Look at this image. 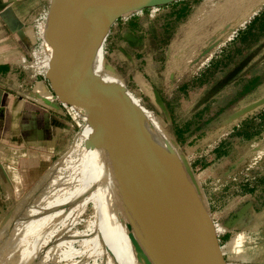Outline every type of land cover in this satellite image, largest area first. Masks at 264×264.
<instances>
[{"label": "rangeland", "instance_id": "obj_1", "mask_svg": "<svg viewBox=\"0 0 264 264\" xmlns=\"http://www.w3.org/2000/svg\"><path fill=\"white\" fill-rule=\"evenodd\" d=\"M37 1L19 0L17 8L25 11ZM44 6L50 12L51 0ZM40 10L29 11L26 19L31 22ZM32 47L36 57L40 49ZM42 57L33 72L27 69L29 77L36 75L30 87L40 82L55 96L46 78L51 56ZM90 66L148 111L147 124L171 151L213 222L224 264H264V223L258 238L242 235L247 209L264 210V0H177L119 12ZM255 76L260 85L239 95ZM68 109L46 175L33 189L10 195L0 212V264H160L104 137L84 120V102L69 103ZM92 181L96 185L80 202L53 213L74 210L49 242L35 248L24 227L29 206L45 200L49 189L55 196ZM83 230L96 233L95 242L77 239L72 248L83 253L53 261L65 250L53 252L52 245Z\"/></svg>", "mask_w": 264, "mask_h": 264}, {"label": "water", "instance_id": "obj_2", "mask_svg": "<svg viewBox=\"0 0 264 264\" xmlns=\"http://www.w3.org/2000/svg\"><path fill=\"white\" fill-rule=\"evenodd\" d=\"M172 1L175 0H63L60 10H56L54 5L58 0H51L44 33L52 49L46 78L60 102H84L89 124L99 123L118 169L142 186L156 221L167 236L181 223H192L204 237L209 264H224L213 222L193 184L169 149L132 112L134 105L127 92L105 82L90 66L101 37L108 29H102L97 37L88 36L91 22L110 15L113 19L117 13L128 9ZM88 44L96 45V49L86 55ZM180 198L191 204L189 215H181L176 205Z\"/></svg>", "mask_w": 264, "mask_h": 264}, {"label": "crops", "instance_id": "obj_3", "mask_svg": "<svg viewBox=\"0 0 264 264\" xmlns=\"http://www.w3.org/2000/svg\"><path fill=\"white\" fill-rule=\"evenodd\" d=\"M46 1L38 0L21 12L19 0H0V212L9 206L10 195L24 194L46 175L66 127L64 111L52 105L48 85L35 82L30 87L29 71L22 66L28 62L31 68L37 61L24 33L30 21L25 15ZM263 223L264 210L249 207L242 235L258 238Z\"/></svg>", "mask_w": 264, "mask_h": 264}, {"label": "bare ground", "instance_id": "obj_4", "mask_svg": "<svg viewBox=\"0 0 264 264\" xmlns=\"http://www.w3.org/2000/svg\"><path fill=\"white\" fill-rule=\"evenodd\" d=\"M62 3L63 0H58V2L54 5V9L60 10ZM111 22H112L111 15L94 20L88 25L87 28L88 36L97 37V35H99L102 32L101 31L102 29H106L110 26ZM94 46L95 45L90 46L89 44L86 46L85 49L86 55L93 53ZM45 51L48 54V56L51 54L50 48H47V45L45 46ZM37 62L38 59L36 63ZM131 110L137 116V118H139L149 128V130L152 132L154 137L164 147H167L166 144L162 141V139L158 136V134L151 128L149 124H147V118L149 116L148 111L143 107L138 106L137 104L134 105L131 108ZM235 119L236 117H232L230 120L234 121ZM91 128L95 129V131L98 134H101V137H103V131L98 122H90L89 129ZM118 170L120 172L119 174L121 176V180L125 188V193H127L130 196V198L133 200L134 206L136 207V209H138V211L141 213L143 217L142 218L139 215L142 218V220H144L145 222L144 228L149 238L152 240L153 244L155 245L156 255L160 258V264H209V256H208L207 247L205 245V240L202 233L196 227V225L192 223L183 222L176 227L174 233L167 236V233L163 231V228L156 221L153 209L149 203L147 196L144 193L142 186L124 170H122L121 168H119ZM95 185L96 182L92 181V183H87L76 187H72V189L65 190L62 193L55 196H51L53 192L52 189L48 188L49 190L45 192L42 191L46 199L38 203H35L32 206H29L30 207L28 208L29 215L25 219L26 222L24 224V227L27 231L28 234L27 238L29 242L37 249H40L46 242H49V238L51 237V235L54 232H56L57 228L67 218L71 216L74 210L68 209V210L60 211L55 214L53 213L57 211V209L80 202L82 198L94 188ZM176 205L179 211L181 212V215L186 216L189 215V213L191 212V204L185 198H180L179 200H177ZM95 236L96 233L92 232L88 234L86 231L83 230L80 232L78 231L74 232L71 235L61 239L59 242L54 243V245H52L53 252L58 251L61 248H64L65 254L59 256L54 255V257H52V260L55 262H60V261H67V259H73L75 257H78L81 253H83L84 250L73 249L72 248L73 242H75L77 239H86V238L88 240H91L92 242H95L94 241ZM84 262L77 261L75 262V264H85Z\"/></svg>", "mask_w": 264, "mask_h": 264}, {"label": "built area", "instance_id": "obj_5", "mask_svg": "<svg viewBox=\"0 0 264 264\" xmlns=\"http://www.w3.org/2000/svg\"><path fill=\"white\" fill-rule=\"evenodd\" d=\"M48 17H49L48 9L45 6H42L38 15L35 18H33L31 20V22H29L27 25H25V28H24V33H25L27 39L29 40V42L31 43V45L34 47H38L40 49L39 51L36 50V51H38V53H36V58L38 59V62L39 61L43 62L42 55H44V57H49L45 51V46L46 45L49 46V45L46 43V41L44 39V33H45ZM29 32L32 33L31 36L29 35ZM50 56H51V54H50ZM22 66H23V68L28 69V68H30L29 67L30 63L25 62ZM34 66H36V64L30 68L31 72H33ZM35 76L36 75H34V74L30 75V77H35ZM44 78H45V76H44ZM50 96H51L52 105L58 104L59 107L61 108V110L64 112H67L69 110L68 105H66L63 102H60L58 100V98L56 97V95L54 96L50 93ZM130 98L132 99V96H130ZM48 107L50 108V106H48ZM86 118H87V116L85 115L84 120H86Z\"/></svg>", "mask_w": 264, "mask_h": 264}, {"label": "trees", "instance_id": "obj_6", "mask_svg": "<svg viewBox=\"0 0 264 264\" xmlns=\"http://www.w3.org/2000/svg\"><path fill=\"white\" fill-rule=\"evenodd\" d=\"M175 1H177V0H175ZM175 1H172V2H175ZM153 7H155V6H153ZM144 8H146V7H144ZM180 12L181 11H179V13ZM260 83H261L260 77L259 76H255L253 79L249 80L248 82H246L243 85L242 89L239 91V95L240 94L241 95H245V94H248V93L252 92L255 88H257L260 85Z\"/></svg>", "mask_w": 264, "mask_h": 264}]
</instances>
